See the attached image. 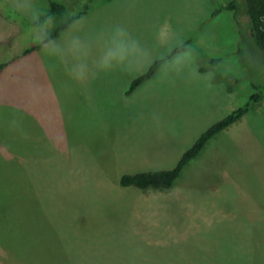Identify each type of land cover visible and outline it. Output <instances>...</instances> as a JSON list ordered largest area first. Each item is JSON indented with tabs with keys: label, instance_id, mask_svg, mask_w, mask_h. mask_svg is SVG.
Listing matches in <instances>:
<instances>
[{
	"label": "rangeland",
	"instance_id": "374dc122",
	"mask_svg": "<svg viewBox=\"0 0 264 264\" xmlns=\"http://www.w3.org/2000/svg\"><path fill=\"white\" fill-rule=\"evenodd\" d=\"M62 1L73 12L83 3ZM230 1L93 5L81 35L120 25L154 58L139 72H101L84 84L40 49L22 54L35 44L31 26L0 11V62L8 61L0 74L6 264H264V99L213 137L173 187L120 183L125 173L174 167L256 84L264 90V56L245 0L238 15L212 16ZM35 3L49 9L48 0ZM166 34L171 46L160 47L158 35ZM192 36L189 67L166 77L158 71L128 94L137 76Z\"/></svg>",
	"mask_w": 264,
	"mask_h": 264
},
{
	"label": "clouds",
	"instance_id": "9594fccd",
	"mask_svg": "<svg viewBox=\"0 0 264 264\" xmlns=\"http://www.w3.org/2000/svg\"><path fill=\"white\" fill-rule=\"evenodd\" d=\"M9 6L26 17L31 25L34 42L41 53L58 60L67 75L80 84L86 83L98 73L119 69L124 72H139L150 65L153 51L141 44L129 31L120 25L95 33L81 35L85 24L83 17H70L58 21L54 15L42 12L35 0H9ZM63 25L60 38L53 32ZM171 30H169L170 32ZM174 37L158 35L160 47L168 48ZM195 58L192 48L180 47L170 56H163L160 75H179Z\"/></svg>",
	"mask_w": 264,
	"mask_h": 264
},
{
	"label": "trees",
	"instance_id": "16d2710c",
	"mask_svg": "<svg viewBox=\"0 0 264 264\" xmlns=\"http://www.w3.org/2000/svg\"><path fill=\"white\" fill-rule=\"evenodd\" d=\"M49 1V9L44 12L48 14L54 15V17L58 21H65L70 17L80 18L84 14L88 13L91 7L95 4H99L105 0H83L79 10L77 12H73L68 5L67 2L62 0H48ZM243 7V3L241 0H231L230 2L222 5L218 9L214 11L212 14L213 17L217 16L224 9H234L237 12V15L241 12ZM245 12L249 17V26L250 31L252 33L253 39L257 46L262 50L264 56V0H245ZM0 11L6 16V18L15 21L22 25L23 27L31 26L28 19L21 14L15 12L9 4H7L4 0H0ZM63 31V25L53 32V36L59 37L61 32ZM195 36L190 37L185 40L181 45H178L169 55L175 53L176 49L181 46L184 48L191 47L194 42ZM36 49H40L39 46L35 43L31 46L25 48L22 54H28L33 52ZM214 62H220L219 58L214 59ZM162 62V57L158 58L153 64L149 67V69L137 76L128 91V94L133 93L136 89H138L144 82L151 79L156 75V73L160 70V65ZM8 61L0 62V73L7 66ZM206 69V68H202ZM257 91L253 93L248 101L244 103L242 106L236 108L214 124H212L197 140L196 142L188 148L178 163L172 168L166 169H155L149 171H139V172H129L125 173L120 178V183L123 186H135L139 189L148 190L150 188H160L167 189L171 188L178 181L180 176L183 174L185 168L198 157L202 151L207 146L208 142L215 137L217 134L222 132L223 130L230 127L232 124L240 120L244 117L252 107L262 101L264 99V90L260 89L262 87L261 84H256Z\"/></svg>",
	"mask_w": 264,
	"mask_h": 264
},
{
	"label": "crops",
	"instance_id": "0c3cea01",
	"mask_svg": "<svg viewBox=\"0 0 264 264\" xmlns=\"http://www.w3.org/2000/svg\"><path fill=\"white\" fill-rule=\"evenodd\" d=\"M8 65V64H7ZM1 74V73H0ZM7 158H9V159H11V157L10 156H8ZM8 189H6V191H7ZM0 232L1 233H3V232H5V228H3L2 230H0ZM1 250V249H0ZM4 250V249H3ZM3 250H2V252H3ZM1 254H3V253H1ZM261 259H264V258H261ZM262 261H264V260H262ZM0 263H3V264H6V262H5V258H4V255H2V258H0Z\"/></svg>",
	"mask_w": 264,
	"mask_h": 264
}]
</instances>
